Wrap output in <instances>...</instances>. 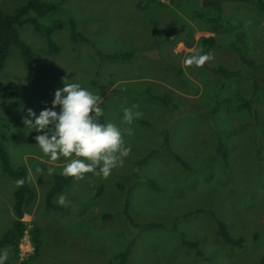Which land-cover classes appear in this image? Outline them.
<instances>
[{
    "label": "rangeland",
    "instance_id": "374dc122",
    "mask_svg": "<svg viewBox=\"0 0 264 264\" xmlns=\"http://www.w3.org/2000/svg\"><path fill=\"white\" fill-rule=\"evenodd\" d=\"M202 1L175 0L163 8L149 0H66L41 19L45 26L62 24L53 34L57 54L32 27L19 29L35 55L34 67L26 66L19 51L11 49L0 86L17 87L19 93L0 98V147L12 168L28 169L36 192L24 221L29 228L39 226L43 246L40 256L27 264H111L132 242L128 264H260L264 257V13L227 4L229 26L212 34L210 24L197 13L212 18L215 11L203 8ZM17 6V1L0 0L7 13ZM71 24L88 42L73 41ZM211 36L216 41L210 49L203 46L202 38ZM234 44L257 68L238 69L241 61ZM120 52H131L134 58L102 60L98 55ZM194 54L208 59L186 62ZM219 66L239 70L244 77L226 81L212 71ZM253 77L259 92L257 124L240 106L241 99L252 97ZM122 78L130 83L118 84L109 94L111 85ZM63 81L80 83L100 96L102 123H108L112 109L123 114L133 105L142 116L126 124L134 133L124 135L131 150L122 164L106 179L98 174L74 179L54 198L55 204L66 208L56 212L46 207L45 196L53 175L61 174L68 158L51 161L35 143L41 133L25 120L32 119L29 109L38 115L51 107ZM157 97L169 98L171 105ZM115 119L112 123L117 125ZM14 134L33 143L16 144ZM166 140L187 167L164 151ZM220 144L227 160L219 153ZM152 151L157 153L151 155ZM49 168L54 169L51 174ZM118 180H130L125 191L114 187ZM101 185L104 190L96 196ZM16 190L0 161V238L13 225ZM126 195L132 225L123 214ZM106 214L112 218L104 220ZM219 221L233 238L244 240L243 248L218 237ZM154 223L162 227L135 226ZM185 242L198 243L202 255ZM3 250L8 264L29 260L34 254L29 232L22 240L20 259L12 247Z\"/></svg>",
    "mask_w": 264,
    "mask_h": 264
},
{
    "label": "trees",
    "instance_id": "16d2710c",
    "mask_svg": "<svg viewBox=\"0 0 264 264\" xmlns=\"http://www.w3.org/2000/svg\"><path fill=\"white\" fill-rule=\"evenodd\" d=\"M17 1L18 6L15 7L10 13H7L2 10L0 7V73L5 67L6 61L10 55L11 49L15 48L19 51L24 63L29 68H33L34 66V58L35 55L32 51V48L26 44V42L21 38L19 29L30 26L36 32H38L41 37H43L47 44L49 51L53 54H57L59 52V47L55 44L53 40V34L55 30L61 29L62 24L58 22L52 23V25L45 26L41 19L45 18L48 14L53 11L58 10L66 0H60L59 2L49 1V0H12ZM154 4H158L163 8L168 7L169 5H173L175 0H167L168 3H164L161 0H149ZM243 4L248 7L259 9L264 13V3L261 0H203L202 7L203 8H210L215 11V17H207L204 13L198 12L197 15L201 19H206L207 23L211 26V33H218L226 29L229 24L226 21L225 10L227 4ZM71 38L73 41L81 40L83 42H88L87 38L81 35L76 29V26L71 24ZM215 38L214 37H206L202 38V44L206 48H213L215 46ZM236 47L238 58L241 61L239 70H243L244 68L253 67L257 68L253 65L254 61L247 59L241 54V50L237 47L236 44L233 45ZM100 59L102 60H116V59H123V60H131L134 58V54L131 52H120L116 54H98ZM209 67V65H208ZM236 70V69H235ZM234 71L227 67L219 66L213 68L214 71L218 76L223 78L224 80H232L236 78L244 77L241 71ZM255 77V76H254ZM253 77V86L254 91L252 97L250 99H241L240 106L243 107L246 112L249 113L251 117H253L254 123L257 124L258 120V110L255 108L257 97H259L258 88L255 89V84L257 85L258 82ZM247 79L251 80L249 77ZM19 90L17 87L14 86H0V98H13L17 96ZM156 98V97H154ZM158 100L171 105L169 98H160L157 97ZM259 101V98H258ZM257 101V102H258ZM100 122L103 120V115L100 116ZM14 142L16 144H31L33 140L29 137H26L22 134H14L13 135ZM164 151L169 153L171 156L177 159V161L187 167L186 164L173 153L170 149V144L168 141H165ZM157 151H152L151 155L156 154ZM219 153L223 156L225 160H227V151L223 148L220 144ZM0 161L2 164V172L8 175L12 180L15 181L17 184V190L14 193V201L12 204V212L14 214V222L11 228L0 238V250H3L5 247H12L16 258L20 259L21 256V243L23 238L25 237V233L29 230V234L31 237L32 244L34 246V254L29 258L27 261H23L22 264H27L28 261L31 259L38 258L41 253V249L43 246L42 240V231L38 225H33L29 228L28 224L24 221V217L27 213V210L33 205L36 199V192L33 189L31 182L29 180V171L25 166L18 167L16 169L12 168L10 158L8 154L0 147ZM146 161V160H144ZM97 175L93 173H85L83 176H92ZM111 175V174H110ZM109 175V176H110ZM104 177V179L108 178ZM76 179L75 177L65 176L61 174H54L53 181L46 193L45 196V204L49 210L56 211V212H64L65 207L61 205H57L53 202L54 198L66 190L73 180ZM130 180H118L114 183V187L117 190L125 191L124 185L126 182ZM136 183L140 182L135 179ZM145 183L152 186L154 189L158 190V186L151 180H146ZM105 185H101L98 189L96 196H100L104 190ZM131 189V187H130ZM129 195L124 197V205L125 208L123 209V214L127 216V220L130 225L134 224L133 219L129 215ZM191 214H188V217ZM112 218L111 214L104 215L105 219ZM136 227L140 228L141 230H152L161 228L162 225L160 224H148V225H135ZM217 235L221 238L227 245L235 246L238 248H243V239H235L233 238L224 222H218V232ZM185 244L191 250L195 251L197 255L201 256L202 253L199 250L198 243L192 242H185ZM134 243L132 242L123 252L119 253L112 261L111 264H128L130 255L133 251ZM5 264H8V260L5 261ZM260 264H264V257L262 258Z\"/></svg>",
    "mask_w": 264,
    "mask_h": 264
},
{
    "label": "clouds",
    "instance_id": "9594fccd",
    "mask_svg": "<svg viewBox=\"0 0 264 264\" xmlns=\"http://www.w3.org/2000/svg\"><path fill=\"white\" fill-rule=\"evenodd\" d=\"M206 59V55L194 54L186 62L203 63ZM63 84L62 88L55 90L50 108L45 107L38 115L28 110L32 119L25 121L41 133L35 136V143L51 161L68 158L62 175L80 178L85 173H93L107 177L130 152L124 134L130 135L132 129L122 130L111 122H100L103 112L100 96L80 83L63 81ZM135 107L123 109L122 119L129 125L142 116L141 112L133 110ZM53 171L48 169L50 174ZM60 202L63 203V197ZM6 260L7 252L0 250V264H5Z\"/></svg>",
    "mask_w": 264,
    "mask_h": 264
},
{
    "label": "crops",
    "instance_id": "0c3cea01",
    "mask_svg": "<svg viewBox=\"0 0 264 264\" xmlns=\"http://www.w3.org/2000/svg\"><path fill=\"white\" fill-rule=\"evenodd\" d=\"M212 34H216V33H212ZM211 37H214V36H211ZM116 60H123V59H116ZM125 82L128 83L129 82V79L122 78L121 80L120 79L117 80L114 84L111 85V87L109 89V94L114 91V89L118 86V84H122V83H125ZM104 97H105V95L103 96V98ZM113 100H114V102L117 103V101L114 98H113ZM121 115H123V114H119V113H117V110L116 109H112L110 111L109 118L106 116V122H111L112 123V120L115 119L116 117H118L119 119H115L116 124L117 125H121L122 126V130H125V129H127V127H126V124L127 123L123 121V119H122L123 116H121ZM146 123H148V122H146ZM133 133H134V131L132 130V132H131L130 135H132ZM124 135H129V134L125 133Z\"/></svg>",
    "mask_w": 264,
    "mask_h": 264
},
{
    "label": "built area",
    "instance_id": "2783aa9c",
    "mask_svg": "<svg viewBox=\"0 0 264 264\" xmlns=\"http://www.w3.org/2000/svg\"><path fill=\"white\" fill-rule=\"evenodd\" d=\"M28 247L32 249V247H31V246H27V248H28Z\"/></svg>",
    "mask_w": 264,
    "mask_h": 264
}]
</instances>
